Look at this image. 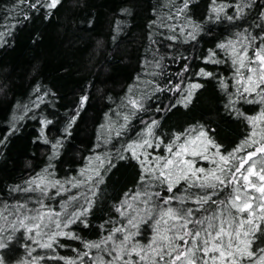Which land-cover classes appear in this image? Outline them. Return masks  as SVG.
I'll list each match as a JSON object with an SVG mask.
<instances>
[{"label": "snow or ice", "instance_id": "6c2138e0", "mask_svg": "<svg viewBox=\"0 0 264 264\" xmlns=\"http://www.w3.org/2000/svg\"><path fill=\"white\" fill-rule=\"evenodd\" d=\"M192 2L168 0L159 6L167 11H156L151 27L160 29L161 39L152 44L167 41L163 46L171 49L177 42H198L205 21L226 20L232 25L230 34L217 38L199 59L204 65L226 66L231 75L222 77L206 67L191 72L185 55L171 57L172 63H181L169 75L165 55L158 47L149 48L151 59L143 68L144 75L152 78L137 77L138 86L128 89L119 105L122 111L113 114L116 119L108 116L100 125L93 149L103 151L85 157L78 172L63 176L58 175L55 161L89 97H80L51 139L49 126L54 120H39L37 139L49 146L48 163L0 193V264H6L3 251L17 233L29 242L28 258L19 264H264V0H210L208 14L199 21L188 15ZM61 3L14 0L15 23L0 31V44L6 43L4 37L21 19L41 12L47 18ZM85 27L91 28L92 22L86 21ZM211 32L209 28L207 34ZM201 80L216 81L225 110L249 128L231 151L222 150L211 128L190 125L165 133L154 115L187 108L204 87ZM166 93L175 98L164 105L159 97ZM35 94L31 106L17 105L18 114L0 136V152L18 131L19 122L48 95L39 86ZM244 104L259 108L247 115L238 107ZM134 121L142 127L133 131ZM118 166L134 168L135 183L113 198L107 218L95 226L97 237L85 239L79 229L94 226L91 217L104 198L105 174ZM60 249H71L73 255H61Z\"/></svg>", "mask_w": 264, "mask_h": 264}, {"label": "trees", "instance_id": "16d2710c", "mask_svg": "<svg viewBox=\"0 0 264 264\" xmlns=\"http://www.w3.org/2000/svg\"><path fill=\"white\" fill-rule=\"evenodd\" d=\"M8 1L0 0V5ZM162 3L168 0H62L48 18L35 14L26 23L20 21L0 51V132L15 101L40 83L54 92L57 110H68V114L77 97L87 95L89 101L78 119L76 133L66 141L55 161L60 176L78 172L86 163L85 157L94 156L92 140L96 139L95 127L106 108V100L110 94L119 93L136 73L142 47L147 50L158 47L160 51H172L174 56H188L191 68L201 53L200 38L193 43L177 42L171 49L163 46L167 41L152 44V40L161 39L157 34L160 29L151 27L152 11L157 8L156 11L166 12L167 9L159 7ZM89 20L92 27L86 28L85 22ZM117 24L122 35L113 41L111 30L116 31ZM211 34L212 40L219 35L218 28ZM222 100L217 83L205 81L190 106L176 110L177 124L202 120L204 125L214 126L220 142L223 139L233 143L242 132V125L230 120V114L222 108ZM59 126L62 128V120ZM34 131L23 125L17 131L19 135L10 136L0 152V193L48 163L49 146L38 140ZM57 134L50 132L49 138ZM115 172L125 183L132 179L129 167L116 168ZM121 189H115L113 196L106 195L107 202ZM85 231L94 234L91 228Z\"/></svg>", "mask_w": 264, "mask_h": 264}, {"label": "rangeland", "instance_id": "374dc122", "mask_svg": "<svg viewBox=\"0 0 264 264\" xmlns=\"http://www.w3.org/2000/svg\"><path fill=\"white\" fill-rule=\"evenodd\" d=\"M3 3H5V4H3L2 6L0 5V31L7 30V27L10 24L15 23V21L11 18L13 15V13L11 12V7L14 4V0H9L8 2H3ZM209 7H210V0H193V2L191 3V5L189 7L188 15L192 16L195 20H198V21L203 20L204 17L208 14ZM156 10H158V9L155 8V10L152 11V17H151L152 21L157 18L156 17ZM35 14H37V13H32V16L34 17ZM52 14H53V12H52ZM37 15L41 16L42 18H43V16L45 17L43 12H41ZM20 21H22V19ZM28 21L29 20H25L24 23H26ZM24 23H23V25H24ZM209 28H211L212 31L218 28V31H219V35L214 37L212 40L210 39L212 34L211 35L207 34ZM17 29H18V24L14 29H12L9 32L8 35H6L4 37V40L6 41V43L0 44V51L3 50L4 46L8 43L10 34L15 32ZM231 30H232V25L229 22H227L226 20L222 19L219 22H217V21H212V22L205 21V23L203 24V32L200 34V37H199L200 39H202L201 40L202 44H201V48H200L201 53L196 57L195 62L192 64V68H191L192 72H196L198 70V68L206 67L209 70L215 69V72L217 73V75H220L222 77L225 74H228L229 76L231 75V73L229 72V69L226 66L204 65L202 63V61L199 59V57L206 54L208 49L213 47L214 41L217 38H219V39L227 38V36L230 34ZM121 35H122V33L116 32L114 29L111 30V39L113 41L117 40V38H119ZM139 52L141 55H140V58L138 61L139 65H138L136 73H134V75L131 76V79L129 81H127L126 83L123 84V87L120 89L119 93L117 92L116 94H110V96L108 97L109 99L106 100V106H105L106 108H104L102 110L101 115L98 119L99 121L95 127L96 139H95V141L92 140V142H93V145L91 147L92 149H93V146L97 143V135L99 134V131H100V125L105 124L107 122L108 116H112L113 119H116V117L113 114L117 111H122V109L119 108V105L124 100L128 89L138 86L137 77H140L141 80H146V79L152 78L150 76L144 75V68H143V65L146 63V59H151V53L149 50L144 49L143 47L140 49ZM160 52L165 55V59L163 62H164V64L168 65L167 72L169 75H171L172 73H174L175 71L178 70V68L180 67V64H178V62L172 63L171 57L174 56L172 51L161 50ZM159 79H160V82L163 83L164 78L161 77ZM172 79H173V81H175L176 77L174 75H172ZM205 81H207V80H201L200 82H202L205 85ZM213 82L217 83L216 81H213ZM139 86L142 87V85H139ZM39 87L41 88L42 92L48 93V95L44 97L45 102L40 104V107L38 109L34 108L31 112H29L28 116H26L25 119L20 121L18 124V130L23 128V125H24V127L30 126V130L35 129L34 133L37 136H39V133H40V124L38 123L39 120H42L44 118L53 119L54 124L49 126L51 129H53L51 131L53 133L56 131V129H60L59 123L61 122V120L63 121L64 116H65V115H63V113L64 112L69 113L68 110H66V111L61 110L62 113H61V111L57 110L56 105L53 104L55 101L54 97H53L54 92L51 91V89L48 87V85H46L44 83H40ZM35 89L36 88L29 89V91L26 93V95L23 98H21L20 100H16L15 103L12 105L10 111L8 112L9 114H8V118L5 122V127L3 129H1L0 136L4 135L8 124L12 121L13 116L18 114L17 113V105H23V104H28L30 106L32 105V101L35 100V98H36ZM196 93H197V91L195 92V94L192 98V101L196 98ZM80 97H81V95L77 97V102L75 103V106L78 104ZM174 98L175 97L172 96L171 94L166 93V94L160 95L159 102L164 104V105H167V104L171 103V101ZM192 101H191V103H192ZM190 104L188 105V107L190 106ZM222 104H223V106H222L223 110L226 113H228L224 108V99L222 100ZM238 107H240L241 110L245 114L254 115L256 113V111L258 110L259 105L244 104L242 106L238 105ZM177 109L186 110L187 108L182 107V106H178V107L172 109L171 111H165V112L159 113V114L154 113V115L159 116L162 128H163L165 133H168L171 131L182 130V129L187 128L190 125H204V123H202V120H199V121L195 120V121H191V122L188 121L185 123L182 122V123L177 124V122H179V120H178L179 117H177V115H175L176 112H178V111H176ZM82 112H84V111H82ZM81 115H82V113L80 114V116ZM29 117H34V118H29ZM230 120L237 121V123L239 125H242V132L240 133V135H237L238 137L231 144H229L228 141H224L223 139H221V142H220V139H218L219 137H217L216 130H215L214 126L207 125V124L204 125L206 128L213 129L212 134H213L216 142L223 146L222 150H227V151H231L233 148H235L237 145H239L249 132V128H248L247 124L242 119H239L236 116L230 114ZM79 122L80 121L77 120L76 125L73 127V130H72L73 134L72 135H75V133H76L75 129H76V126L78 125ZM19 126H21V127H19ZM173 126H176V127H173ZM140 127H142L141 124H139L135 121L133 122V128H132L133 131L135 129L140 128ZM79 128L80 127H78V130H79ZM78 130H77V132H78ZM18 133L19 132H15L13 135H19ZM21 135H23V134H21ZM73 137H75V136H73ZM108 147L111 148V145H109ZM97 151L102 152L103 149H96V150L93 149L94 155L96 154ZM242 154L243 153H241V155ZM124 167L128 168L127 166H118L117 169L118 168H124ZM115 169H113L112 171L105 174V176H106L105 177V184L102 185V187L104 188V193H103L104 198L98 202L96 209L94 210L95 214L91 217V222L94 225L93 227H91V230L93 229L94 234L92 235V233L85 231L86 229H79V226H76V225L73 226V227L79 229V234L82 237H84L85 239H95L97 237V228L95 226H98L99 223L102 222V219L107 218L108 211L111 208V205L115 202L114 199H110L109 202H107V206H106L105 201H107V197L111 194L113 196L114 190L115 189L117 190L120 187H122V189L118 190V192L115 194V197H119L125 190L131 189L135 183L136 171L134 168L129 167V174H131V178H132L131 181L132 182L127 181L126 183H125V180H122L121 177L117 176ZM106 195H107V197H106ZM103 209H104V211H103ZM61 242L65 243V244H71L73 246H77V242H75V241L64 240ZM28 243H29L28 240L24 236H22V234L17 233L16 238L10 244L9 248L3 251V255L6 259V264H19L20 261L27 259L28 256H27V251H26L25 246L28 245ZM59 252L61 255H68V256L73 255V253L71 252V249H60ZM41 254H43V253H41ZM46 264H59V262L47 261Z\"/></svg>", "mask_w": 264, "mask_h": 264}]
</instances>
